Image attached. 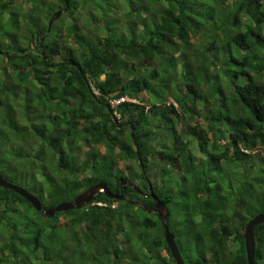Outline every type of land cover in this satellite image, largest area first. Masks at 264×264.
I'll return each instance as SVG.
<instances>
[{"label":"trees","instance_id":"16d2710c","mask_svg":"<svg viewBox=\"0 0 264 264\" xmlns=\"http://www.w3.org/2000/svg\"><path fill=\"white\" fill-rule=\"evenodd\" d=\"M54 1L67 8L47 33L55 5L0 0V175L28 174L45 209L99 183L126 200L54 217L0 188V264H176L150 194L185 264H247L244 227L264 214V0ZM253 236L264 264V223Z\"/></svg>","mask_w":264,"mask_h":264},{"label":"water","instance_id":"95a60500","mask_svg":"<svg viewBox=\"0 0 264 264\" xmlns=\"http://www.w3.org/2000/svg\"><path fill=\"white\" fill-rule=\"evenodd\" d=\"M67 8V3L65 2V9ZM63 10V11H64ZM62 14L61 10H58L53 13V15L50 17L48 21V28L47 33L50 31V26L54 21H56L59 16ZM112 115V114H111ZM124 184V181L123 183ZM0 188L11 190L12 192L18 194L19 196L25 198L27 202H29L33 208L41 213H44L48 216H53L57 212H65L69 209H80L86 204H88L96 194L104 193V195L109 199H115L119 201H124L126 198L123 194L120 195H114L109 192L107 186L105 184L99 183L97 185H94L90 188H88L86 191H83L82 193L75 196L74 200L71 203H61L56 206H54L51 209H43L39 203V201L32 196L30 193L25 191L22 187L16 186L11 184L10 182L6 181L1 175H0ZM99 189H102L99 191ZM152 197L156 200V197L152 195ZM154 207L159 214V216H163V218H167L168 211L165 208L164 204L160 201H155ZM264 223V214H257L252 219H250L247 224L244 227V234H243V241H244V249H245V255H246V262L247 264H254V236H253V229L255 226ZM162 227L164 230V238L167 244V247L170 250V254L175 261L176 264H185L181 258V255L178 251L177 245L175 243V238L173 233H171L164 222H162Z\"/></svg>","mask_w":264,"mask_h":264},{"label":"rangeland","instance_id":"374dc122","mask_svg":"<svg viewBox=\"0 0 264 264\" xmlns=\"http://www.w3.org/2000/svg\"><path fill=\"white\" fill-rule=\"evenodd\" d=\"M43 2H44V4L45 5H50L49 6V10L51 9V5H55V7H53L54 9L55 8H57V10L56 11H58V6H57V3L58 2H56V1H54V0H43ZM43 7V6H42ZM2 18H3V16H2ZM77 20V23L81 26L82 24H83V21L81 20V19H79V18H77L76 19ZM46 23H47V21H46ZM82 27H84L83 25H82ZM17 34H19V32L17 33ZM18 36V35H17ZM263 76H264V73H263ZM126 164L127 163H123V164H121V168H123L124 166H126ZM51 172H52V176H56V177H58V174H57V171H56V168L55 167H51ZM23 180H22V183L24 184V182H26V180H30V177H29V175L28 174H24L23 176ZM8 180V182H10L11 184H13V185H16V186H19V187H22L23 186V184L20 182V181H18L17 179H15V178H10V176L7 178ZM139 182H141V180H139V181H137V183H139ZM140 184V183H139ZM32 193H34V191H31ZM59 213V212H58ZM56 214V213H55ZM54 214V215H55ZM53 215V216H54ZM58 215V214H57ZM56 215V216H57ZM55 217V216H54ZM53 217V218H54ZM50 221V220H49ZM46 223V222H45ZM49 231H50V229H49ZM48 231V232H49Z\"/></svg>","mask_w":264,"mask_h":264},{"label":"bare ground","instance_id":"6f19581e","mask_svg":"<svg viewBox=\"0 0 264 264\" xmlns=\"http://www.w3.org/2000/svg\"><path fill=\"white\" fill-rule=\"evenodd\" d=\"M64 9H65V7H64ZM63 9V10H64ZM63 10H61L62 12H63ZM65 11V10H64ZM50 19V18H49ZM49 21V20H48ZM51 27V26H50ZM47 28H48V22H47ZM122 101H129L127 98H120V99H118V100H115V101H111V104L112 105H116V104H118L119 102H122ZM140 166H142V165H140ZM123 181H124V184H122L123 183ZM121 184L122 185H125L126 184V181L125 180H121ZM97 185V184H96ZM25 190V189H24ZM102 189H99V191H101ZM11 191V190H10ZM26 191V190H25ZM150 191H151V189H150ZM110 192V191H109ZM29 193V192H28ZM111 193V192H110ZM31 194V193H30ZM99 194H104V193H99ZM113 194V193H112ZM120 194H123V193H119V194H114V195H120ZM32 195V194H31ZM124 195V194H123ZM152 195L153 194H150V196L152 197ZM32 196H34V195H32ZM125 196V195H124ZM155 196V195H154ZM35 197V196H34ZM36 198V197H35ZM126 198V197H125ZM37 199V198H36ZM152 199L154 200V201H158V199L156 198V200L152 197ZM38 200V199H37ZM74 200V199H73ZM126 200V199H125ZM39 201V200H38ZM91 202V201H90ZM89 202V203H90ZM39 203H40V201H39ZM69 203H71V202H69ZM98 206H105V204L104 203H101V202H99V203H96ZM40 205H41V207L43 208V209H45L43 206H42V204L40 203ZM47 210V209H46ZM158 216H159V214L157 213V211H156V209H154L153 210ZM41 213V212H40ZM44 214V213H43ZM168 215H169V213H168ZM48 216V215H47ZM163 216H164V214L162 215V216H159L160 218H161V223L162 222H164L165 223V220L167 219V218H163ZM168 217V216H167ZM247 224V223H246ZM163 232H164V230H163ZM172 233V232H171ZM165 239V238H164ZM166 242V241H165Z\"/></svg>","mask_w":264,"mask_h":264},{"label":"flooded vegetation","instance_id":"af4514ba","mask_svg":"<svg viewBox=\"0 0 264 264\" xmlns=\"http://www.w3.org/2000/svg\"><path fill=\"white\" fill-rule=\"evenodd\" d=\"M122 192H123V194H124L125 190H123Z\"/></svg>","mask_w":264,"mask_h":264},{"label":"clouds","instance_id":"9594fccd","mask_svg":"<svg viewBox=\"0 0 264 264\" xmlns=\"http://www.w3.org/2000/svg\"><path fill=\"white\" fill-rule=\"evenodd\" d=\"M130 101V100H129Z\"/></svg>","mask_w":264,"mask_h":264}]
</instances>
